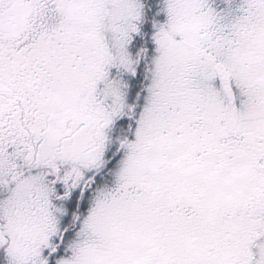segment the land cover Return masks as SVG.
<instances>
[{
	"label": "snow or ice",
	"instance_id": "1",
	"mask_svg": "<svg viewBox=\"0 0 264 264\" xmlns=\"http://www.w3.org/2000/svg\"><path fill=\"white\" fill-rule=\"evenodd\" d=\"M0 264H264V0H0Z\"/></svg>",
	"mask_w": 264,
	"mask_h": 264
}]
</instances>
